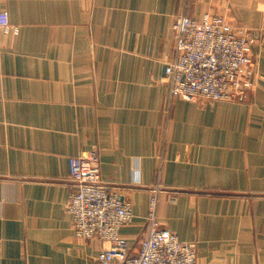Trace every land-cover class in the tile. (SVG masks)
Masks as SVG:
<instances>
[{"label":"crops","instance_id":"0c3cea01","mask_svg":"<svg viewBox=\"0 0 264 264\" xmlns=\"http://www.w3.org/2000/svg\"><path fill=\"white\" fill-rule=\"evenodd\" d=\"M0 264H99L75 237L67 159L95 148L129 200L137 251L156 189L160 226L196 264H264V0H0ZM246 25L255 76L234 101L170 98L177 15Z\"/></svg>","mask_w":264,"mask_h":264},{"label":"built area","instance_id":"2783aa9c","mask_svg":"<svg viewBox=\"0 0 264 264\" xmlns=\"http://www.w3.org/2000/svg\"><path fill=\"white\" fill-rule=\"evenodd\" d=\"M0 28L18 32L5 11H0ZM171 30L174 55L164 66L170 98L234 101L250 89L254 38L247 27L204 13L200 19L177 15ZM67 164L72 188L66 208L73 233L80 239L105 242L97 255L99 264H196L195 245L160 226L156 191L149 200L147 235L134 251L120 234V228L132 219L131 202L110 191L101 180L98 151L83 150L68 157Z\"/></svg>","mask_w":264,"mask_h":264},{"label":"rangeland","instance_id":"374dc122","mask_svg":"<svg viewBox=\"0 0 264 264\" xmlns=\"http://www.w3.org/2000/svg\"><path fill=\"white\" fill-rule=\"evenodd\" d=\"M0 11H4V10H0ZM5 12H7V11H5ZM206 13H208V12H206ZM8 14V13H7ZM210 14V13H209ZM182 15H184V14H182ZM212 15H221V16H223V17H225V19L226 20H228L232 25H238V26H243V27H245L246 28V25H244V24H241V23H236V22H233V21H231V20H229L225 15H222V14H212ZM187 16V15H186ZM8 17H9V15H8ZM14 27H16V26H14ZM18 28V27H17ZM12 31V30H11ZM13 32V31H12ZM17 34V33H16ZM253 55H252V51H251V58H253L252 57ZM253 62H254V58H253ZM253 68H254V78H253V80L255 79V76H259L260 74H259V72H257L256 70H255V67H254V64H253ZM164 77V76H163ZM199 100H205V101H214V100H209V99H202V98H199V99H197V101H199ZM152 192H155L156 191V189H152L151 190ZM156 212V211H155ZM156 218H157V216H156ZM162 227V226H161Z\"/></svg>","mask_w":264,"mask_h":264}]
</instances>
